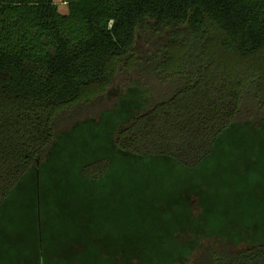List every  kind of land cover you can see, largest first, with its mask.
I'll return each instance as SVG.
<instances>
[{
  "label": "trees",
  "instance_id": "obj_1",
  "mask_svg": "<svg viewBox=\"0 0 264 264\" xmlns=\"http://www.w3.org/2000/svg\"><path fill=\"white\" fill-rule=\"evenodd\" d=\"M135 75L168 93L116 146L201 165L235 123L264 120V0H0V206ZM110 168L97 160L82 176L100 182ZM195 252L190 264H264V243Z\"/></svg>",
  "mask_w": 264,
  "mask_h": 264
},
{
  "label": "rangeland",
  "instance_id": "obj_2",
  "mask_svg": "<svg viewBox=\"0 0 264 264\" xmlns=\"http://www.w3.org/2000/svg\"><path fill=\"white\" fill-rule=\"evenodd\" d=\"M146 46L140 39L137 50ZM125 78L101 116L60 137L0 206V264H190L206 244L264 243V120L235 123L194 168L139 157L116 136L168 91ZM101 159L109 173L84 178L83 167Z\"/></svg>",
  "mask_w": 264,
  "mask_h": 264
}]
</instances>
